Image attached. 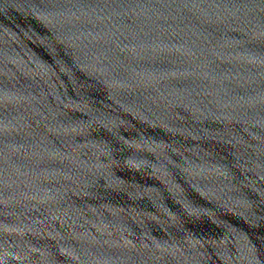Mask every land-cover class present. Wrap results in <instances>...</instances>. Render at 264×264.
<instances>
[{"label":"water","instance_id":"1","mask_svg":"<svg viewBox=\"0 0 264 264\" xmlns=\"http://www.w3.org/2000/svg\"><path fill=\"white\" fill-rule=\"evenodd\" d=\"M0 264H264V0H0Z\"/></svg>","mask_w":264,"mask_h":264}]
</instances>
